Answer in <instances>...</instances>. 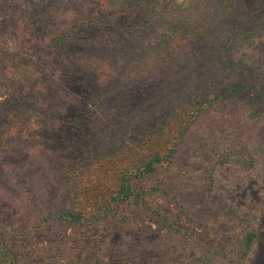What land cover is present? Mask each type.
<instances>
[{
	"label": "rangeland",
	"instance_id": "rangeland-1",
	"mask_svg": "<svg viewBox=\"0 0 264 264\" xmlns=\"http://www.w3.org/2000/svg\"><path fill=\"white\" fill-rule=\"evenodd\" d=\"M147 1L0 0V264H264V0Z\"/></svg>",
	"mask_w": 264,
	"mask_h": 264
},
{
	"label": "trees",
	"instance_id": "trees-1",
	"mask_svg": "<svg viewBox=\"0 0 264 264\" xmlns=\"http://www.w3.org/2000/svg\"><path fill=\"white\" fill-rule=\"evenodd\" d=\"M145 1H147V0H144L143 3H145ZM149 2H150V3H153V2H151V1H147V3H149ZM222 3L224 4V1H222L221 4H222ZM156 6H157V4H156ZM260 21H261V19H260ZM262 21H263V20H262ZM262 21H261V24H262ZM231 55H232L231 53L228 54V57H230ZM250 67L253 68L252 66H250ZM260 82H261V84H264V77L260 80ZM242 86H243L242 84L239 85V89H240V88H243ZM244 87H245V85H244ZM246 88H247V86H246ZM230 89H231V90H230L231 93H233L234 91H236V89L234 90V88H230ZM233 90H234V91H233Z\"/></svg>",
	"mask_w": 264,
	"mask_h": 264
}]
</instances>
